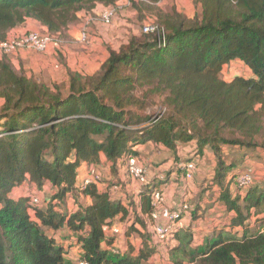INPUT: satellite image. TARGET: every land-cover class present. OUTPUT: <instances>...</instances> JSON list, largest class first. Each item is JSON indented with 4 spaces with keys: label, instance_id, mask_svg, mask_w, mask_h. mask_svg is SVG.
<instances>
[{
    "label": "trees",
    "instance_id": "1",
    "mask_svg": "<svg viewBox=\"0 0 264 264\" xmlns=\"http://www.w3.org/2000/svg\"><path fill=\"white\" fill-rule=\"evenodd\" d=\"M192 1L201 8L193 17L167 11L158 0H131L152 16L164 42L156 34H132L118 48L107 45L95 72L67 68L61 82L30 75L0 50V264H73L56 236L64 229L75 237L79 259L91 264L150 263L157 250L148 241L136 255L130 244L128 252L111 255L107 246L114 237L104 226L119 217L127 235L139 232L137 224L145 227L141 214L154 210V185L143 186L139 212L133 199L124 203L99 185L83 189L79 181L82 164L98 168L103 155L115 172L148 143L175 155L195 144L186 161H198L197 167L206 149L213 152L210 187H219L218 200L230 216L204 248L192 245L190 230L179 232L171 264H264V182L236 189L246 158L264 152V0ZM116 3L0 0V42L28 19L45 28L42 34L64 38L81 13ZM233 61L251 75L224 79L223 69ZM157 98L156 113L151 101ZM24 184L52 192L14 197ZM33 196L41 204L34 205Z\"/></svg>",
    "mask_w": 264,
    "mask_h": 264
},
{
    "label": "crops",
    "instance_id": "2",
    "mask_svg": "<svg viewBox=\"0 0 264 264\" xmlns=\"http://www.w3.org/2000/svg\"><path fill=\"white\" fill-rule=\"evenodd\" d=\"M78 23L70 26V28L66 32L65 37H68L69 34L73 35L76 31H78ZM85 23L90 24L89 19ZM44 30L45 28L42 27L39 22L33 19H28L26 23H24L20 27L13 29L10 33V37L20 36L30 31L41 32ZM59 49L50 50L49 52L44 53L31 50H19L15 54L11 55V58L13 60L14 58L18 57V64H16L15 62L14 63L16 65L22 63L24 68L28 70L30 75L32 74L27 68V65L29 64L30 66H32L31 64H37L38 70L40 72L44 71L45 77L55 79L51 82H61L66 78L67 68L78 70L80 72L93 73L100 67L101 63L107 57V45H105V53L102 56V61L99 64H94L96 65V67L90 68L86 71L71 66L69 61H67L66 56L60 53L55 56L58 58V62L56 63L55 68L53 67L54 63L52 62V59L49 61L42 60L41 63L30 60L31 56L40 54L39 57H44L43 54H53ZM33 52L37 54H33ZM91 52H93V49H90V52H88L87 55H84L85 58L90 56ZM54 69H57V71H55ZM248 75H251V72L249 70L247 76ZM59 78H61V80L56 81ZM38 79L47 82L44 77L43 79H41V77ZM188 146L180 147L177 155L173 154L165 147L157 146L153 143L140 145L137 147V149L140 153L139 158L145 166L149 183L154 185V190L160 189L164 192L167 206L175 209L180 207L182 203L187 201L193 204L194 210L192 212V215L186 216L187 227L184 230L180 231V234L184 231L190 230L193 235L192 245L201 246L204 248L209 244L210 240L216 235L217 232L226 227V225L229 223L230 216H227L225 207L218 200L220 195L219 187H210L212 179L215 175L216 167V161L213 152H211L209 149H206L204 156L201 158V161L199 160V167L203 166V168L200 171V168L197 167L195 176L191 180H187L184 176V171H180V168H178V163L186 161L191 156L189 155L191 149H188ZM255 153H258L259 156H264V152L253 151L249 157L256 156ZM243 167L244 165L242 164L241 169H243ZM87 168L88 164H82L80 168V173L82 174V176L86 172ZM98 168L104 173L103 177H105L104 184L100 187L104 188L105 190H109L113 199L121 200L124 203H127L130 199H133V201L137 202V208L140 212L139 203L142 187H140V185L135 180L127 175L125 168H122L121 165H118L116 167V171H112L110 168V163L103 155L101 156V164L98 166ZM202 172L204 173V175ZM257 182H259V180ZM51 192L52 189L50 187H46V189L43 191H38L37 187L34 184H24L14 190L13 196L18 197L22 194L38 193L40 196L44 197L50 195ZM86 202H89L88 198L84 199V203ZM66 207L70 212L75 209L72 198L67 199ZM141 217L145 222V227L137 224L136 227L138 228L139 232H134L131 235L126 234V225L125 223L120 221L119 217H116L113 221L115 225H118L122 229V233L120 235H124L127 246L130 244L134 247V252L132 253V255H136L138 253L139 249L143 247L144 241H148L147 243L150 245V247H154L151 233L147 228V215L145 216L141 214ZM56 236L58 242L64 245V247L68 250L66 254L67 259L75 264L79 259L81 252V249L77 245L76 241L71 240L75 239V237L67 229L58 231L56 233ZM134 236H136L137 239H135V242H132L131 240L134 238ZM119 238L120 236L118 238L114 237V243L107 246L109 251H111L112 248L118 246ZM175 241L176 244L179 243L178 238H176ZM127 248L128 250L126 252H128L130 249L129 247ZM72 250H74L76 254H73ZM156 250L158 252L154 255L153 259H156L157 254H166L163 249H160L159 246H156ZM166 256H168V259L164 262V264H171L170 258H172V255L167 253Z\"/></svg>",
    "mask_w": 264,
    "mask_h": 264
},
{
    "label": "rangeland",
    "instance_id": "3",
    "mask_svg": "<svg viewBox=\"0 0 264 264\" xmlns=\"http://www.w3.org/2000/svg\"><path fill=\"white\" fill-rule=\"evenodd\" d=\"M157 3L158 5L162 6L163 9L167 11H172L175 9L191 17L201 12V8L199 6H196L192 0H158ZM115 8H116V13L113 19V23L110 25H106L101 21L100 15L103 13L105 9V7H103L102 5L96 10V12L93 15L81 13L80 21L77 24L79 27L78 31H76L75 34L73 35L69 34L68 37L60 38L61 46L57 52L53 54H43L44 57H39L40 54L36 56H31L30 60L36 61L37 63H41L42 60L49 61L52 59V62L54 63L53 67L55 68L56 63L58 62V58L55 56L58 55V53H60L62 55H65L70 65L75 68H79V69L86 71L90 68L96 67V65L94 64L96 63L99 64L102 61V56L105 53V45H110L114 48H118L122 43L126 42L132 34L141 33V31H143L144 25L147 24L148 22L153 21L152 20L153 18L150 14H147L145 12L140 13L138 12V10L133 8L131 6V0H117ZM88 19L90 21V24H88L87 27H88V32L90 33L89 34L90 36H89L88 42L83 43L80 41L79 31L86 24L85 22ZM90 49H93V52H91L90 56L85 58L84 55H87L88 52H90ZM33 54H37V53L33 52ZM13 60L16 64H18V57L14 58ZM28 65H27V68L29 69L30 73L34 75L35 77H38V78L41 77V79H43L44 77L47 80V82H51L52 80H55L52 78L45 77L44 71L40 72L38 70L37 64L36 65L31 64L32 66L30 65L28 66ZM91 65H94V66H91ZM54 70L57 71V69H54ZM247 73H248V69L244 64L240 62H233L224 67L223 72H222V77L226 80H230L235 75H239V74L247 75ZM60 80L61 78L57 79L56 81H60ZM154 97H157V96H154ZM151 104H152L151 109L156 113L159 112L160 99L157 98L151 101ZM187 148L191 149V151L189 152V155H191L190 157H192L195 153V150L197 149L196 145L191 144ZM255 155L256 156H251L246 159V161L243 163L244 167L242 170H247L250 173H252V175L254 176V183H256L258 180H259V183H263L264 182V156H259L258 153H255ZM198 159L200 158L198 157ZM198 167H199V163H198ZM199 168L201 171L203 166H200ZM238 171L240 172L241 170H238ZM101 173L104 174L102 171ZM236 189L239 191L245 190V188L240 189L237 186H236ZM119 236L120 238L118 241V246H116V248L119 251H121V253H124L128 250L126 239L124 235L122 236L118 235L116 238H118ZM135 239H137L136 236H134V238L131 241L135 242ZM71 240L74 241L75 239H71ZM175 245H176V242H175ZM198 247L201 248V246H198ZM72 253L76 254L74 250H72ZM113 253L114 252L110 251L111 255H114ZM165 253L167 254L168 252H165ZM171 253L172 251H169L170 255H172ZM166 254H163V255L157 254L156 259H153L150 263L144 262V264H164V262L167 261L168 259V256H166ZM114 256H117V255H114Z\"/></svg>",
    "mask_w": 264,
    "mask_h": 264
},
{
    "label": "built area",
    "instance_id": "4",
    "mask_svg": "<svg viewBox=\"0 0 264 264\" xmlns=\"http://www.w3.org/2000/svg\"><path fill=\"white\" fill-rule=\"evenodd\" d=\"M116 13L115 6H109L104 9L100 15L101 21L110 25ZM88 24L86 23L80 30V41L87 43L89 40ZM143 32L147 34H156L160 41L165 40L164 34H161V28L154 22H148L143 27ZM162 35V37H161ZM61 46V40L48 34H42L38 31L26 32L20 36L10 37L6 41L0 42V50H4L9 55L15 54L19 50H31L36 52H49L57 50ZM178 168L183 169L185 178L191 180L194 178L197 171L196 162L184 161L178 163ZM125 171L140 187L149 183L146 175V169L139 157L130 158L125 165ZM80 187L83 189L89 185L96 184L102 186L104 177L101 171L96 166H89L80 178ZM254 183V176L249 171H240L237 173L236 186L240 189L246 188ZM34 205L41 204L39 196L32 197ZM151 203L154 210L147 215V228L151 233L154 247H160L164 252H168L175 246L177 234L187 227L186 216L192 215L194 210L193 204L189 201L184 202L178 208H170L166 204L164 192L160 189H155L151 193ZM104 231L107 236L117 237L122 233V229L118 225H105ZM114 255L121 254L116 247L111 249ZM158 252V251H157ZM76 264H91L86 259H79Z\"/></svg>",
    "mask_w": 264,
    "mask_h": 264
}]
</instances>
